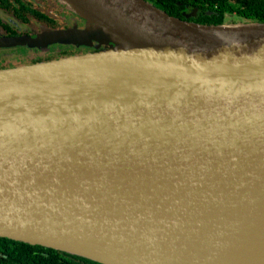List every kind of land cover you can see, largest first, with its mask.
Instances as JSON below:
<instances>
[{
  "label": "water",
  "instance_id": "obj_1",
  "mask_svg": "<svg viewBox=\"0 0 264 264\" xmlns=\"http://www.w3.org/2000/svg\"><path fill=\"white\" fill-rule=\"evenodd\" d=\"M60 1L87 28L50 41L95 51L0 70V238L97 264H264V23Z\"/></svg>",
  "mask_w": 264,
  "mask_h": 264
},
{
  "label": "flooded vegetation",
  "instance_id": "obj_2",
  "mask_svg": "<svg viewBox=\"0 0 264 264\" xmlns=\"http://www.w3.org/2000/svg\"><path fill=\"white\" fill-rule=\"evenodd\" d=\"M86 28L60 0H0V70L90 54L93 50L79 43L50 41V35Z\"/></svg>",
  "mask_w": 264,
  "mask_h": 264
},
{
  "label": "trees",
  "instance_id": "obj_3",
  "mask_svg": "<svg viewBox=\"0 0 264 264\" xmlns=\"http://www.w3.org/2000/svg\"><path fill=\"white\" fill-rule=\"evenodd\" d=\"M171 17L186 20L185 12L196 9L189 22L220 25L228 18L237 22L264 23V0H144ZM67 7V6H66ZM68 8V7H67ZM69 9V8H68ZM70 10V9H69ZM71 11V10H70ZM228 17V18H227ZM0 264H97L40 246L0 238Z\"/></svg>",
  "mask_w": 264,
  "mask_h": 264
},
{
  "label": "rangeland",
  "instance_id": "obj_4",
  "mask_svg": "<svg viewBox=\"0 0 264 264\" xmlns=\"http://www.w3.org/2000/svg\"><path fill=\"white\" fill-rule=\"evenodd\" d=\"M228 18V17H227ZM237 21H232V19L231 18H228L227 20H226V24H231V23H236ZM86 23V22H85ZM86 26H87V24H86ZM85 47H87V48H89V49H91V50H93V52L95 51V48H93V47H90V46H85ZM92 52V53H93Z\"/></svg>",
  "mask_w": 264,
  "mask_h": 264
}]
</instances>
